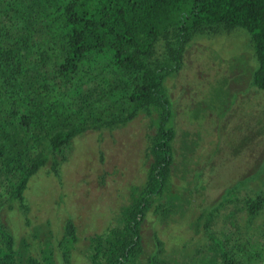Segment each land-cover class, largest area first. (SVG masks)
Returning <instances> with one entry per match:
<instances>
[{"label": "trees", "instance_id": "obj_1", "mask_svg": "<svg viewBox=\"0 0 264 264\" xmlns=\"http://www.w3.org/2000/svg\"><path fill=\"white\" fill-rule=\"evenodd\" d=\"M232 28L248 33L256 59L252 83L264 90V0H0V198L5 192L26 212L29 179L49 160L56 170L76 136L144 114L145 179L114 223L89 237L91 264L252 262L207 231L208 224L205 244L188 261L169 257L156 231L146 253L143 237L149 211L164 220L176 207L161 203L176 170L165 79L182 68L194 36ZM247 209L251 217L264 211V189ZM76 240L67 220L59 242L66 264ZM15 254L0 219V264H17ZM27 264L42 263L30 257ZM45 264L56 263L48 257Z\"/></svg>", "mask_w": 264, "mask_h": 264}, {"label": "rangeland", "instance_id": "obj_2", "mask_svg": "<svg viewBox=\"0 0 264 264\" xmlns=\"http://www.w3.org/2000/svg\"><path fill=\"white\" fill-rule=\"evenodd\" d=\"M255 67L248 33L232 28L194 36L182 68L165 79L176 170L161 203L176 207L164 220L148 212L146 253L156 231L169 257L188 261L205 244L208 224L239 256L251 255L248 264H264V211L251 217L247 209L264 189V90L252 83ZM148 124L140 114L123 126L76 136L56 170L49 160L29 179L26 212L2 192L0 219L14 237L17 264L30 257L66 264L59 242L67 220L77 235L69 264H91L89 237L114 223L133 186L145 179Z\"/></svg>", "mask_w": 264, "mask_h": 264}]
</instances>
